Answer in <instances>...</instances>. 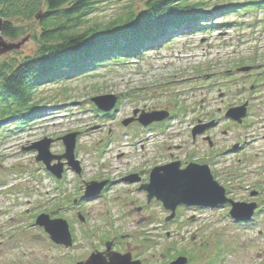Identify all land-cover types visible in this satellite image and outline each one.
<instances>
[{
  "label": "rangeland",
  "instance_id": "obj_1",
  "mask_svg": "<svg viewBox=\"0 0 264 264\" xmlns=\"http://www.w3.org/2000/svg\"><path fill=\"white\" fill-rule=\"evenodd\" d=\"M145 1L101 0L79 28L106 24L130 11L138 14ZM205 1L207 4L203 8L209 10L212 23L217 24L213 28L209 26L192 34L175 36L170 43L158 49L149 48L141 56H132L126 62L96 67L86 77H72L70 80L41 85L34 97L38 105L26 125L2 130L0 264H72L87 257L92 244L103 245L102 240L87 239L85 234L88 230H98L96 236H107V240L112 236L125 235L126 239L117 240L118 244L121 241L123 246L136 244V251H143L144 256L149 258L155 253L154 258L150 259L154 262L163 261L166 258L163 253H167V247L173 244L174 252L184 253L192 248L194 251L207 250L199 249L201 241L207 240L208 247L209 243L218 245L216 240L223 239L221 248L228 254L222 264H264V238L258 237L256 242L247 243L246 238L256 233V229L233 226L229 223L227 208L202 211L180 209L177 211L178 223L165 226L163 220L169 212L154 201L146 204L145 196L136 192H111L112 195L108 194L110 199L107 195L108 198L101 201L92 200L84 204L82 211L89 215V221L86 226L74 224L75 237L70 249L57 247L43 229L34 224L39 213L57 216L59 212L66 213L75 223V211L69 208L70 201L79 189L82 190L84 180L93 177H99V180L100 177L116 178L125 171V164L131 158L127 165H135L140 158H166L168 149L161 147L163 143L166 146L173 143L180 145L179 151L173 148L169 150L183 158L184 150H195L189 131L196 118H216L221 122L224 106L226 108L228 103L243 101L248 97L253 82L243 80L238 74L232 76L236 79L225 82L221 73L252 61L253 66L259 61L264 62V4L259 7L254 4L247 11L234 12L229 11L230 8L224 10L222 5H226V2L242 4L251 0ZM15 23L23 25L26 31L17 39L0 35L3 44L8 46L1 48L0 61L21 60L37 47L34 34L39 31V26L36 18L29 21L18 18ZM215 82L218 84L214 85ZM223 91L229 97L220 98L218 94ZM105 94L118 95L120 102L116 110L99 113L91 98ZM255 95L258 96L256 99L253 98ZM250 96L254 103L249 108L248 120L257 121L256 127H259L264 122V86L258 87ZM160 109L174 112L167 124L160 128L161 131L159 128L151 131L150 127L143 130L138 124L122 126V119L131 116L134 110L137 111L134 117H137L142 111L150 113ZM220 122L217 123L220 127L230 125L229 122ZM229 130L232 133L224 136V144L242 140L241 136L252 131V128L250 124L232 126ZM70 131L77 132L75 154L81 171L78 176L74 170L67 169L64 182L58 185L42 163L35 161L36 152L24 149L34 140L50 137V151L60 154L64 146L59 137ZM145 132L147 134L143 136ZM140 142L144 144L142 148ZM159 147L161 149L158 150ZM261 147H264V142L260 146L259 143L257 146L246 143L242 151L222 157L221 171L228 169L232 172L235 164L240 167L239 177L231 180L235 191L230 195L234 199L248 197L247 190H239L237 184L252 185L255 177L258 183L262 182L264 153ZM196 148H200L199 154L205 145ZM237 158L243 159L242 165L236 161ZM227 181V177L222 178L220 183ZM112 184L116 185L113 189L121 186L118 181ZM116 194L120 199L115 202ZM124 202L125 205L121 204ZM135 206L142 208L133 211ZM261 225L264 226V221ZM259 258H262V262Z\"/></svg>",
  "mask_w": 264,
  "mask_h": 264
},
{
  "label": "trees",
  "instance_id": "obj_2",
  "mask_svg": "<svg viewBox=\"0 0 264 264\" xmlns=\"http://www.w3.org/2000/svg\"><path fill=\"white\" fill-rule=\"evenodd\" d=\"M100 1L0 0L1 36L17 39L25 33L23 25L15 23L18 18H36L39 26L32 54L0 61V135L4 128L24 126L34 115V97L41 85L86 77L96 67L122 63L176 35L217 25L203 8L205 0H146L138 14L130 11L106 24L80 29ZM226 3L222 8L235 12L261 6L264 0ZM8 119L13 121L3 123Z\"/></svg>",
  "mask_w": 264,
  "mask_h": 264
},
{
  "label": "flooded vegetation",
  "instance_id": "obj_3",
  "mask_svg": "<svg viewBox=\"0 0 264 264\" xmlns=\"http://www.w3.org/2000/svg\"><path fill=\"white\" fill-rule=\"evenodd\" d=\"M248 66H251L248 71L246 72H241L240 69H238V67H236L235 72L238 73V75H240L243 80H245L247 77H251L252 75H256L259 76L260 71L256 70L254 71L253 69V65L249 64ZM250 91L248 92L249 94H251V92L253 91L252 86H250ZM224 97H229L227 95V92H221L220 93V98H224ZM251 96H248V98H244L243 101H239L236 103H228L227 104V109L231 108V107H235L237 105H240L242 102L247 104V108L248 111H250L249 108H251V106L253 105V99L250 98ZM225 106L223 108V110L225 109ZM209 119L203 118H197L195 123H193L191 126V128L193 126H195L196 130L200 129L201 124L203 123V121H208ZM224 123V122H229V124H225V128L224 126L220 127V124L217 125L218 121L215 120V122L210 125L209 127L204 128V131H202L201 133L195 132V136L192 137L191 132H190V136L192 138V143L195 144V150H184V156L183 158H179V155H173V153L169 150L172 149L173 146H162L163 149L167 148V154L165 155L166 158H140L137 162H136V168L133 170H129L126 171L125 174L123 173L121 176H130L131 182L127 180V182H130L129 186H132L134 189L137 190H141L140 188L143 187L145 184H147L148 179H149V174L150 171L152 169V167L154 166H160V165H165L168 163H172V162H178L179 163V168H184L186 166V164H190V163H194V164H208L210 166L212 175L214 176V178L216 179V181H219L222 178L226 177L228 178L227 183L230 184V186L225 182V184L222 182L220 183L222 186H224L225 190H226V194L228 197L232 198L235 201H239V202H243V203H249V204H253V206L255 207L254 211H253V217L246 223L243 222H238L239 225H243V224H249L251 225L252 228L254 224L256 222L260 221H264L262 219V217L264 216V214H262V212L264 211V178L263 180L260 179L262 182L258 183V179H256V177L254 178V180L251 182V184H248V186L246 185H241V184H237L236 186L238 187L239 190L245 192L247 190L248 193V197L246 199L242 198V199H234L230 194L233 193L234 187H232L233 184H231V180L234 179L235 177L238 178V172H240V167L238 165L235 164V169L230 172L228 169L227 170H223L220 168V164H222L223 158H222V154H226V155H234L236 154V152L238 153V151H242L244 149L243 147V140H239L236 139L233 140V142H230L229 144H224V136L227 135L228 132L232 133L231 130H229L230 128L233 127H237L233 121H221L220 123ZM257 125V121L253 122L251 124V128L252 131L250 132H246L241 136V139L247 138V137H251L252 139L255 140V142L260 143L264 142V122L259 124V127H256ZM192 131V129H191ZM205 145V148H202L200 150V153H198V150L200 148H196L198 146H202ZM174 149H178V151L181 149L180 145H174ZM262 151H264V147L260 148ZM261 154V153H260ZM199 155V156H197ZM264 155V154H263ZM211 158H215V159H211ZM243 159L242 158H237V162L240 163ZM226 162V161H225ZM242 165V163H240ZM254 171H251L250 173H253ZM240 175V174H239ZM124 180V179H123ZM126 181V180H125ZM261 183V184H260ZM139 188V189H138ZM233 188V189H231ZM143 194H145L146 192H142ZM223 207L227 208L230 207V205L226 204L223 205ZM261 214V215H259ZM87 216H89L88 214L85 215V217L87 218ZM261 217V218H260ZM87 222V219H86ZM262 232H264V226L262 225V229L258 230L259 234H262ZM168 236V235H167ZM85 237H87V239H91L93 238L92 235H88L85 234ZM122 241L118 243H116L118 245V247H116V245H114V243L111 245V250H106V243H103V245L97 246L96 244H92L91 249H89V254L96 252V253H100V256L103 257L108 260L109 256H112L114 254H119V255H130V264H133L132 262H137L140 261L139 263L141 264H169L170 262L174 261L177 257L179 256H185L187 258V264H219L220 258L221 257V252L217 251V250H197L194 251L193 248L192 249H188L186 252L181 253V252H174L171 251L170 249H172L175 245L173 244L171 247H167V253H163L165 255V259L162 261H158V262H154L153 260H150L152 258H154L155 253H152L151 257L149 258L148 256H144V252L143 251H136L135 249V245H127V246H123L122 245ZM174 243V242H173ZM208 249V247L206 248ZM169 250V251H168ZM88 254V255H89ZM83 259H86V256L84 258L79 259L78 261H81Z\"/></svg>",
  "mask_w": 264,
  "mask_h": 264
},
{
  "label": "water",
  "instance_id": "obj_4",
  "mask_svg": "<svg viewBox=\"0 0 264 264\" xmlns=\"http://www.w3.org/2000/svg\"><path fill=\"white\" fill-rule=\"evenodd\" d=\"M0 17V24H2ZM0 25V35H1ZM8 47L3 44L0 36V50L2 47ZM114 95H102L95 96L92 101L101 110L108 111L113 107L115 103ZM229 116L235 119H241L244 115V107L233 109L228 113ZM166 113L163 111L151 112L141 114L138 120L143 124H148L154 120L163 119ZM129 120H124L123 124H127ZM76 133H69L61 137L65 151L61 155H53L50 152L51 139L43 138L39 141H34L31 145L24 150L37 151L35 159L43 162L46 167L56 177L61 176L62 164L60 162L50 165L51 160H60L66 158L68 164L72 166L76 171L78 169V161L74 160V146H75ZM103 183L91 182L86 187L85 196H91L97 193L102 187ZM148 188V198L152 196L161 200L164 204V208H169L172 211L176 205L184 203L187 205H199V206H218L225 203L227 198L224 196V190L221 186L217 185L216 181L212 178L207 166L191 165L184 170H178L174 165L171 168L165 169L163 173L155 172L151 175V185ZM230 216L235 219L245 220L250 217L251 205L244 203H233L230 210ZM36 224L43 226L45 231L49 233L51 239L56 243L63 245L71 244L70 231L66 221L63 219H50L49 215L40 214L36 218ZM183 258L170 263V264H183ZM82 264V263H80ZM83 264H103L100 256H91ZM104 264H130L128 262V256L111 257L108 263Z\"/></svg>",
  "mask_w": 264,
  "mask_h": 264
}]
</instances>
